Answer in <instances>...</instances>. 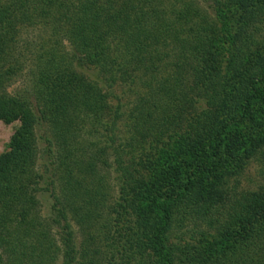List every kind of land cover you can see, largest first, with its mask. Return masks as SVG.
Here are the masks:
<instances>
[{"label": "trees", "instance_id": "1", "mask_svg": "<svg viewBox=\"0 0 264 264\" xmlns=\"http://www.w3.org/2000/svg\"><path fill=\"white\" fill-rule=\"evenodd\" d=\"M203 2L206 8L195 0H0V120L21 121L10 151L0 156V222H10L7 216L22 209L16 228L0 231V264L27 260L34 264L54 248L60 250L50 242L49 232L35 233L43 226L31 220L34 198L24 189L39 142L41 160L52 176L61 164L73 169L66 159L74 156L81 133L94 136L101 128L108 133L98 135L105 147L98 149L89 141L88 160L81 169L106 166L99 158L110 149L118 200L132 199L139 182L154 195L157 209V223L151 228L137 225V211L129 212L133 207L124 214L129 220L111 245L121 261L141 262L149 249L169 260V238L179 240L187 233L172 235L173 224L193 219L222 228L224 237L223 248L197 264H264V188L243 195L236 179L243 159L258 154L263 146L260 136L246 135L241 125L252 106L264 101V0ZM228 9L235 19L234 30L229 27ZM221 33L228 36L222 59ZM86 63L98 69L97 76L90 79L84 74ZM19 76L30 87L9 94L8 82ZM116 83L129 85L130 92L140 88L146 92L129 110L119 102L108 122L107 87ZM125 116L134 130L130 143L140 136L154 135L156 140V135L171 131L176 137L175 155L189 159L195 171L178 173L155 195L148 179L140 181L129 166L130 149L116 146V125ZM55 144L62 147L61 156ZM229 144L225 156L223 148ZM224 156L236 161L237 167L232 170ZM261 174L264 179V164ZM205 180L212 182L214 194L209 197L203 192L209 188ZM78 184L66 179L61 201L54 183H46L63 230L62 264H77L79 254L66 210L79 212ZM132 218L137 222L131 223ZM36 249L37 260L29 259Z\"/></svg>", "mask_w": 264, "mask_h": 264}, {"label": "rangeland", "instance_id": "2", "mask_svg": "<svg viewBox=\"0 0 264 264\" xmlns=\"http://www.w3.org/2000/svg\"><path fill=\"white\" fill-rule=\"evenodd\" d=\"M195 1L199 2L201 7L206 8V4L203 2L204 0ZM228 11L229 27L234 30L235 19H233V13L230 12L229 9ZM208 14L213 17L210 10H208ZM220 37V58L222 59L228 49V45L226 44L228 36L227 34L221 33ZM84 68V74L89 76L90 79L97 76L99 72L95 66L89 63H86ZM8 83L6 91L9 94L24 92L27 87H30L29 84L26 83L24 76L16 77ZM129 87V85L121 83H116L111 88L107 87V89H109L107 93L111 94V97L108 100V107L105 113L106 121L111 122L113 120L119 102L125 105V110H129L134 103L138 102V96L146 92V88H140L137 91L134 90L135 92H130ZM131 125L130 118L127 116L117 122L116 146L125 148V150L130 149V153L127 157L129 166L130 164L132 165V167H130L134 171V175L140 181H146L148 179L147 181L150 182V187L155 195L159 187L168 184V181L173 180L178 173L181 174L180 176H184L195 171L196 168L190 164L189 159L180 158V155L179 157L175 155L178 153V149L175 146L176 137L173 136L174 134H171V131L163 137H158L156 135V140H153L154 135L149 138L143 136L145 139L140 136L135 142L131 141L130 143L131 137L134 134V130L130 128ZM20 126V120L11 122L0 120V156L10 151L11 138ZM101 129H99L97 132L98 134L94 136L88 135L87 131L81 133L74 156L66 159L68 166L73 167V169H68L66 167L67 165L61 164L57 166L52 176L47 172L41 160V141L38 144L34 170L31 177L27 178L24 189L29 197L31 196L34 198L30 215L31 220L33 219V223H40L43 226L39 227L35 233H39L42 229L49 232L50 242L55 245V247H59L60 250L56 251V248H54L47 258L36 261L34 264H62L63 262V252L61 249L62 237L60 238L63 230L60 228L56 212L53 210L52 195L46 187V183L48 184V182L49 184L54 183L55 194L61 201L64 200L62 188L65 186L66 179L71 178L73 181L79 183L80 200L75 205V207H79V212H69L68 210L70 209H66L67 222L70 225V231L73 235L72 241L79 253L76 257L77 264H127L121 261L119 254L115 252L111 245L123 223L129 220V218H124V214L128 213L130 207H133V209L129 212L132 214L133 211L136 210L139 216L137 225H144L147 228H151L155 227L157 223V209L156 203L154 204V195H150L139 182H137L134 187L132 199H128L127 203L118 200V185L115 179L116 174L111 164L112 152L110 149L106 150V154L99 158L101 162L104 161L106 163V166H97V168L92 171L87 170V168H84V170L81 169L85 166L81 163L87 162L88 160L86 144H88L89 141L97 143L98 149H103L105 147V144L99 141L98 135L100 134V137L101 135L106 137L108 133ZM241 129L246 135L253 133L260 136L259 139L263 144L258 154L243 159L245 161L244 166L239 168L238 171L241 173L239 176H236V179L239 178L238 180H240L241 183L238 193L250 196L264 188V179L261 174L264 164V101H258L252 106L251 112L248 114L245 123L241 125ZM146 135L148 134H145V136ZM127 146H130V148ZM54 147L56 154L61 156L60 152L62 151V147L57 144H55ZM229 147L230 144L227 145L226 148H223L225 156L230 153L228 152ZM130 160H132V162H130ZM225 161L232 170L234 167H237L236 161L234 162L232 159H226V157ZM73 163H76V166H73ZM209 163L212 162L209 160ZM77 164L79 165L77 166ZM68 171H72L71 176L66 175ZM48 177L50 178L48 179ZM205 185L209 186V188L205 187L203 189L205 196L209 197L213 195L214 193L211 191L212 182L205 180ZM97 189L99 192L93 195L94 191ZM84 191L87 192V196H85ZM93 196H95V199L93 203L89 204L87 201L91 200ZM159 200L161 201L162 199ZM62 204H64V202H62ZM14 209L17 210L18 208L14 207ZM21 211L22 209L7 216L11 217L10 222L1 221L0 231H13L11 229L16 228L15 222L20 219ZM87 212H91L90 217H87ZM132 219L131 223L137 222V218L135 220ZM221 229L222 228L210 227L203 223L197 224L193 219L190 221L188 219L184 221L179 219L173 224V231L170 233L172 235L176 234L178 237L183 232L187 233L184 234L182 238L179 237V240H172L169 238L167 243V246L171 249L169 260L164 258L160 259L161 257L156 255L155 251L149 249L144 254L141 262L133 258L130 264L201 263L207 256L223 248L224 237L220 233ZM35 242L36 240L31 241V245H35ZM35 254H37V249L36 252H34V257L29 259L32 260L34 258V260H37L35 259ZM30 262L31 261L27 260L24 264H30Z\"/></svg>", "mask_w": 264, "mask_h": 264}]
</instances>
